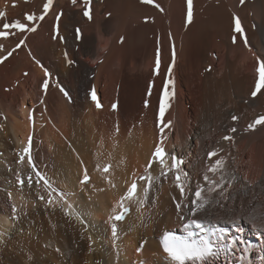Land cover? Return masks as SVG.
Wrapping results in <instances>:
<instances>
[{
    "label": "bare ground",
    "instance_id": "6f19581e",
    "mask_svg": "<svg viewBox=\"0 0 264 264\" xmlns=\"http://www.w3.org/2000/svg\"><path fill=\"white\" fill-rule=\"evenodd\" d=\"M44 3L0 0V12L6 13L0 18V31L3 24L17 19L32 27L26 15L38 17ZM86 8L92 19L84 15ZM193 12L189 24L187 0H155L153 4L91 0L88 5L85 0L75 4L54 0L45 18L34 22L36 31L11 28L7 37H0V56L25 40L0 63V232L7 233L0 237V264H138L141 260L171 264L159 237L167 230L184 229L193 191L197 184H206L203 174L217 158L209 161L207 157L214 149H222L220 155L228 160L225 178L234 175L235 180L227 188L231 199L221 200L222 207L213 203L208 215L235 231L228 224L235 214L244 229L241 239L247 241L240 246L247 251H237L235 257L221 255L216 264H239L241 256L243 264H264L259 220L264 213V125L247 128L264 115V89L256 97L251 95L259 80L257 57L264 59V0H245L244 4L240 0H193ZM235 16L241 19L248 45L243 35L234 32ZM173 42L175 96L164 116V121H172L164 131L165 146L169 153L183 157L191 190L181 194L171 172L160 177L142 209L143 219L133 205L129 216L118 223L120 239L113 245L108 221L112 207L132 173L143 174L160 138L159 105ZM158 47L161 66L157 74ZM45 79H49L46 92L42 88ZM92 87L99 108L91 98ZM33 107L36 166L54 186L74 193L70 200L86 213L87 231L59 205L46 206L39 200L45 194L40 184L21 191L16 182L17 174L31 173L38 179L26 161L18 162L21 142L32 131L28 116ZM233 115L239 119L232 120ZM232 127L237 129L231 134L233 140H224ZM108 162L113 165L115 188L96 169L97 163ZM85 168L91 181L81 185ZM150 171L159 176L158 166ZM13 203L26 213L17 222L10 218ZM143 240L148 243L143 252H137Z\"/></svg>",
    "mask_w": 264,
    "mask_h": 264
},
{
    "label": "snow or ice",
    "instance_id": "6c2138e0",
    "mask_svg": "<svg viewBox=\"0 0 264 264\" xmlns=\"http://www.w3.org/2000/svg\"><path fill=\"white\" fill-rule=\"evenodd\" d=\"M77 0H72V3L75 4ZM91 0H85V4H90ZM143 3L153 4L155 0H142ZM245 0H240L241 4H244ZM54 0H46V3L43 5V12L37 17L35 13L27 14L26 20L28 22H33V26L29 27L27 23H22L19 19L15 20L13 23L3 24V31H0V37H7L9 35V29L15 28L20 32H34L36 31V24L34 23L37 19L42 21L45 16L48 14V11L52 7ZM156 7L159 8L160 5L156 4ZM162 10V9H161ZM6 15L4 12H0V18H3ZM63 13H58L56 16L57 22L62 16ZM84 15L88 19H92L90 9L86 8ZM193 0H187V23L193 21ZM77 33L80 32L79 29L76 30ZM234 32L241 34L244 37L245 45H248L247 35L245 34L244 27L242 26L241 19L239 16L234 17ZM56 35H59V25H56ZM54 38H56L54 36ZM63 39V37H61ZM123 39V38H121ZM233 43L236 42V36L232 37ZM25 43V40H20L16 45V48L21 47ZM3 48V45L0 44V49ZM13 48L11 51L7 52L6 56H0V63L6 60L8 57L12 56L13 52L16 50ZM67 56V53H65ZM175 45L173 42L172 47V63L167 69V79L165 81L162 97L159 105V131L160 138L154 147L145 168L143 174L137 176L135 173H132L133 178L130 182H125L127 184L126 190L122 195L119 196L118 200L112 207L111 215L108 217L110 222V231L111 239L113 245L116 244V241L120 239V229L118 223L124 221L129 214L133 211V205H135V211L138 214L139 219H143L142 209L145 208V205L149 203V193L154 187L155 181L160 179V177H166L170 172L174 174V183L179 188L181 194H183L186 189L191 190L188 187V182L190 180L188 172L183 170L184 159L183 157L177 156L175 152L169 153L166 150L164 131L165 128L170 127L172 121H164L165 112L171 106V100L175 96V79L173 76V68L175 66ZM259 67L257 69L259 73V80L256 83V89L251 93L253 97H256L258 93H261V89H264V59L257 57ZM39 63V61H37ZM68 63L71 64L72 61L68 60ZM42 66V65H41ZM161 66V51L160 48H157L156 60H155V70L157 74ZM46 77H51V73L48 70L44 69ZM27 75V73H25ZM42 88L46 92L49 88V79H45ZM171 89V90H169ZM60 90L63 94L71 99L69 93L60 86ZM91 98L96 101V106L101 107L99 100L97 99L96 90L94 87L91 88ZM149 95H151V86L149 87ZM264 94V93H261ZM40 104H43L44 101L41 99ZM148 106V101L145 100V107ZM113 109L117 108L116 104L112 105ZM35 107L29 111L28 119L31 123V129L29 135L27 136L26 141H22L23 147L18 153V162L24 164L25 161L27 165L30 166L32 172L35 173L34 179L31 173L26 176H21L17 174L16 182L19 185L20 190L22 191L26 186H32L34 184H40L44 189L45 194L39 196V200L44 201L46 206H56L59 205L62 210H64L66 215L74 216L81 225L85 226V231L90 226L87 219L86 213L81 208L77 210L78 206L74 205L70 197L74 193L64 191L59 187L54 186L55 182L50 180L43 172H41L33 158V136L35 130V121L33 113ZM232 120L236 121L239 119L238 116L233 115ZM5 119H7L5 117ZM257 125H264V115H260L254 120V122L249 123L247 128L249 130H254ZM3 125L0 124V128ZM117 134L119 133V126L116 127ZM237 129L232 127L229 129V135H226L223 139L227 141H232V133H236ZM222 149H214L207 153L209 161H212L213 157H217L214 162L210 163L206 171L203 174V181L206 182L197 184L193 191V198L190 200L191 207H189V215L184 218L183 228L184 235H178L172 230H167L162 234L161 243L163 247V252L166 253V259L171 262V264H216L220 259L221 255L225 258L235 257L237 251H247V248H241L240 246L246 244L247 241L241 239L240 234L244 231L243 227L239 225V218L233 214V218L228 221V224L231 225L235 231L230 230L229 227L221 226L219 220L212 219L208 215V208L216 203L221 204V200L231 199V194L227 193V188L231 187V181L235 180V176H231L230 180L226 179L228 168V160L225 156L220 155ZM154 166L159 168V176L154 177L152 170ZM113 165L111 162L105 163L103 165L97 163L96 169L106 182L115 188L116 184L111 178L112 173L111 169ZM212 174V175H209ZM218 177V179L213 178ZM91 177L88 173V169L83 170V176L80 181L81 185L90 183ZM216 194V195H213ZM12 194L9 192L8 196ZM217 196L219 199H217ZM177 209H181L182 205L180 203L176 204ZM26 215L23 208L17 209L15 203L11 205L10 218L14 221H20L22 216ZM251 219L253 221L257 220L256 215H252ZM261 222V232L264 233V213H261L259 216ZM6 232H0V237L6 235ZM88 239L92 241V237L89 235ZM148 243L147 240H143L140 244V247L137 248V252H143L144 246ZM57 252L60 249H56ZM117 253V258H118ZM243 256L240 257L239 264H243ZM138 264H144V261H139Z\"/></svg>",
    "mask_w": 264,
    "mask_h": 264
}]
</instances>
